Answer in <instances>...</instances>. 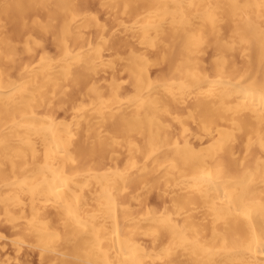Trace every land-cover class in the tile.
Wrapping results in <instances>:
<instances>
[{"label":"bare ground","instance_id":"6f19581e","mask_svg":"<svg viewBox=\"0 0 264 264\" xmlns=\"http://www.w3.org/2000/svg\"><path fill=\"white\" fill-rule=\"evenodd\" d=\"M1 1L20 18L70 2ZM100 1L141 52L125 67L133 97L92 87L108 100L90 116L54 108L90 78L68 42L80 19L57 18L58 59L17 67L0 16V219L22 229L14 264L27 237L46 264H264V0ZM102 54L87 53L99 66ZM111 140L127 143L128 165L105 168Z\"/></svg>","mask_w":264,"mask_h":264},{"label":"rangeland","instance_id":"374dc122","mask_svg":"<svg viewBox=\"0 0 264 264\" xmlns=\"http://www.w3.org/2000/svg\"><path fill=\"white\" fill-rule=\"evenodd\" d=\"M69 1V5H65V12H63L59 6L53 7L52 4L48 5L41 2L37 5L35 4L36 6H34L33 10L29 12L25 18H20L15 10L17 6L12 8L11 5H6L5 1L0 0V16L6 20L4 35L9 38L11 44L16 45L15 55L17 56V67L25 65L29 67L35 66L38 63L40 55L43 53L46 54L50 60L58 59L60 56V44L55 40L54 36L55 32L59 31L58 33H60L61 30V20L59 21V19H69V17H74L75 21L80 19V29H73L71 36L68 37V42L72 50L71 56L76 57L78 54L83 53V55H80L83 62L84 60L88 61L87 72L90 78L86 81H81L79 79L75 82H73L74 80L69 81L67 83L69 92L55 101V109L58 108L61 102H64V112L62 115L67 116L68 119L74 117L78 108L85 107L89 109L86 116H90L96 114L98 109L103 107V104L108 99H105V101H103L104 103H101L94 98L87 97V92L92 87H97L106 91L111 87V82H113L126 90V92H120V97H133V79L130 77L129 73L125 71V67L129 65L128 55L131 49L141 52L138 47H131V43L127 42L128 38L124 30L112 19L110 15L111 12L102 6L100 0ZM54 8L60 12L58 15L52 13ZM136 8L140 11L144 6L140 5ZM57 18H59L58 22ZM35 19L43 23L49 22L50 19L52 23L44 28L33 24ZM55 21L57 23H54ZM24 23H26L25 26H21L24 25ZM102 28H104V30H102ZM28 35H31L32 39L38 42V44H32L31 53L26 50V45L24 44ZM225 40H232L231 36L228 35ZM2 49L4 50V47L0 44V50ZM89 49H94V51L99 49L103 51L102 55H104L105 61L103 66L97 65L92 60V56L87 55ZM151 55L159 54L153 52ZM237 55L245 54L238 53ZM153 60L156 64H159V59L155 58ZM244 60V58L238 57L240 63H243ZM108 64H113L114 69L107 67ZM95 67H97V71L100 72L98 75H95ZM159 68L160 67L152 68L151 72L153 74L157 73ZM109 133L112 136H118V129L112 127L109 129ZM106 144L108 155L113 154L115 158L108 160L105 168L114 166L117 163H123L124 166L128 165L125 163L127 153L126 142L120 143L119 141L111 140ZM117 153L120 154L118 159L116 158ZM163 201V198H159L156 194H153L149 202L159 207ZM0 223L2 224L0 227V251L3 250L2 258L9 255L11 257L10 264H14L16 259L14 246H16L15 242L22 233V229L11 228L3 219H0ZM21 248L22 252H20V259L22 264H46L40 258L41 253L34 248L32 238L27 237L25 244L21 245Z\"/></svg>","mask_w":264,"mask_h":264}]
</instances>
